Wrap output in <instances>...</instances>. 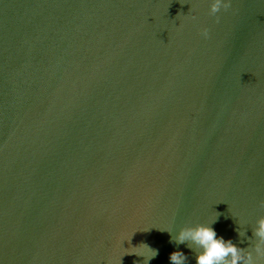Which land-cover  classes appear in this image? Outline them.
<instances>
[{
    "label": "water",
    "instance_id": "obj_1",
    "mask_svg": "<svg viewBox=\"0 0 264 264\" xmlns=\"http://www.w3.org/2000/svg\"><path fill=\"white\" fill-rule=\"evenodd\" d=\"M213 2L0 0V264L260 259L264 0Z\"/></svg>",
    "mask_w": 264,
    "mask_h": 264
},
{
    "label": "clouds",
    "instance_id": "obj_2",
    "mask_svg": "<svg viewBox=\"0 0 264 264\" xmlns=\"http://www.w3.org/2000/svg\"><path fill=\"white\" fill-rule=\"evenodd\" d=\"M231 6V0L225 3V0H214L211 5V14L216 15L221 11ZM219 22V16H217ZM205 38L209 36L207 28L202 29L201 33ZM261 207H264V201H261ZM219 216V213L217 217ZM215 223V221L213 222ZM259 227L254 231L253 235L258 237L261 244H264V218L259 220ZM172 241L177 244H184L191 241L192 244L197 245L200 251L196 253V264H240L244 260L242 253L247 250L238 248L231 240L225 241L223 237L217 238V233L211 225H199L194 229L182 230L178 236H173ZM261 244L255 246V251L260 257L258 261H254L252 254L249 252L244 264H264V247ZM191 247V244L188 245ZM137 256L144 257V264L159 255V251L150 247L146 243H141L138 247H133V251ZM231 257V260L228 258ZM187 257L183 252L176 251L171 253L170 261L172 264H185Z\"/></svg>",
    "mask_w": 264,
    "mask_h": 264
}]
</instances>
